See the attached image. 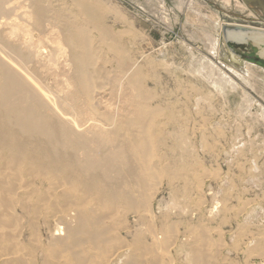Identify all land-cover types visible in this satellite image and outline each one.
Here are the masks:
<instances>
[{
  "label": "bare ground",
  "instance_id": "obj_1",
  "mask_svg": "<svg viewBox=\"0 0 264 264\" xmlns=\"http://www.w3.org/2000/svg\"><path fill=\"white\" fill-rule=\"evenodd\" d=\"M101 2L0 0V264H39L37 251L45 254L43 264H138L157 246L163 247L162 236L157 234L152 245L140 238L124 244L119 234L110 235L112 228L104 221L120 206L118 198L133 214L151 212L155 177L166 167L158 165L149 148L151 143L156 145L155 133L162 128L156 118H162L165 108L147 103L152 92L143 88L139 70L127 72V57L119 48L115 52L122 55L119 70L125 71L131 90L125 97L128 106L122 113H98L100 46L106 44L111 50L116 45L100 25L106 8ZM236 4L246 8L240 0ZM220 25L233 56L231 43L248 41L251 45L252 41L264 50V28L231 22ZM50 40L55 45L47 51L44 44ZM210 51L218 53L216 42ZM205 62L217 89L223 92L226 86H235L225 69L210 59ZM59 74L64 75V86H60ZM51 80L58 84H50ZM251 108L243 110L248 113ZM259 114L264 119L262 107ZM175 119L168 116L164 126ZM177 140L165 147L194 149L195 145ZM44 209L57 220L47 245L34 231L35 219ZM19 211L31 221L28 243L17 242L15 233L23 227ZM212 211H219V205ZM173 226L166 228L170 231ZM170 237L164 235L163 241ZM115 240L119 247L113 251L109 242ZM247 240V248L257 241L251 236ZM250 248L259 252L255 259L264 262V250L255 245ZM135 250H141L140 260ZM182 252L194 264H205L203 249L191 247Z\"/></svg>",
  "mask_w": 264,
  "mask_h": 264
},
{
  "label": "rangeland",
  "instance_id": "obj_2",
  "mask_svg": "<svg viewBox=\"0 0 264 264\" xmlns=\"http://www.w3.org/2000/svg\"><path fill=\"white\" fill-rule=\"evenodd\" d=\"M98 1L107 8L100 25L116 43L111 50L106 44L100 46L98 113H122L128 106L125 97L131 90L125 71L119 70L122 55H116L117 48L125 51L127 72L131 68V73H142L143 88L153 94L147 103L165 108L162 118H156L162 126L155 133L156 145H149L158 165L166 167L156 174L151 212L133 214L118 198L120 206L104 220L112 228L110 235L119 234L124 244L140 238L150 245L154 234L162 236L163 247L157 246L138 264H194L182 252L191 247L204 250L205 264H264L255 259L259 252L250 248L255 245L264 250V119L259 114V107L264 109V50L252 43H231L233 56L219 26V22H231L264 28V6L243 0L244 9L236 0L230 4L224 0ZM68 2L55 0L56 4ZM214 42L216 55L210 51ZM54 45L53 40L44 44L47 51ZM204 58L225 69L235 86L228 85L223 92L217 89ZM60 74L61 84L65 78ZM250 105L252 112L246 113L243 107ZM168 116L177 119L164 126ZM177 138L183 145H195L194 149H167ZM171 174L178 176L171 179ZM215 204L219 211H212ZM226 204L231 208H225ZM48 212L42 210L34 227L44 245L53 238L57 224ZM19 213L23 231L15 233L17 242L28 243L31 221ZM169 225H174L171 230L176 235L166 228ZM170 234V241L164 242V235ZM248 236L257 241L247 248ZM109 244L113 251L119 247L116 240ZM135 253L140 260L141 250ZM37 255L43 264L45 254L37 251Z\"/></svg>",
  "mask_w": 264,
  "mask_h": 264
},
{
  "label": "water",
  "instance_id": "obj_3",
  "mask_svg": "<svg viewBox=\"0 0 264 264\" xmlns=\"http://www.w3.org/2000/svg\"><path fill=\"white\" fill-rule=\"evenodd\" d=\"M243 1H245L247 4L253 2L255 4L264 6V0H243ZM242 43L248 44V41L247 42H238L237 44H242ZM251 43L253 44V46L258 48V46L254 45V43L252 41H251Z\"/></svg>",
  "mask_w": 264,
  "mask_h": 264
}]
</instances>
